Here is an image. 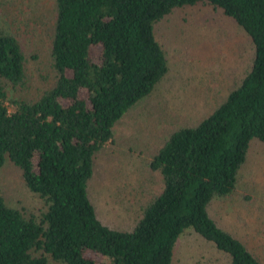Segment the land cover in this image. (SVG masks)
I'll return each instance as SVG.
<instances>
[{"label": "trees", "instance_id": "16d2710c", "mask_svg": "<svg viewBox=\"0 0 264 264\" xmlns=\"http://www.w3.org/2000/svg\"><path fill=\"white\" fill-rule=\"evenodd\" d=\"M39 1L18 6L21 23L36 33L51 29L52 71L38 92L18 95L27 56L18 35L0 29V170L11 162L42 203L27 214L0 193V264H98L87 252L101 255V264H174L188 231L229 264H264L210 212L236 194L252 142H264V0H41L50 25L32 14ZM197 6L239 27L252 61L207 115L167 135L147 163L160 188L131 229H118L91 198L96 156L170 71L156 26Z\"/></svg>", "mask_w": 264, "mask_h": 264}, {"label": "rangeland", "instance_id": "374dc122", "mask_svg": "<svg viewBox=\"0 0 264 264\" xmlns=\"http://www.w3.org/2000/svg\"><path fill=\"white\" fill-rule=\"evenodd\" d=\"M20 2L0 0V29L18 35L27 56L28 81L18 95L38 92L52 71L51 29L46 25L47 32L43 27L36 33L21 23ZM46 3L40 0L38 11L32 14L50 25V9L42 7ZM156 35L167 53L170 71L150 98L117 124L115 141L96 156L90 186L101 218L123 230L136 224L142 208L161 186L160 175L147 165L150 157L171 131L198 122L221 102L253 58L252 44L244 32L207 7L176 10L156 26ZM98 55L95 49L94 56ZM0 193L9 205L27 214L42 205L11 162L0 170ZM210 212L264 262V142H252L236 194L215 201ZM87 256L98 264L103 261L96 253L87 252ZM174 264H229V257L188 231L176 244Z\"/></svg>", "mask_w": 264, "mask_h": 264}]
</instances>
